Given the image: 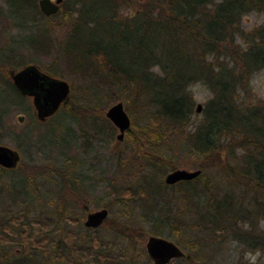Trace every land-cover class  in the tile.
<instances>
[{
	"label": "trees",
	"instance_id": "16d2710c",
	"mask_svg": "<svg viewBox=\"0 0 264 264\" xmlns=\"http://www.w3.org/2000/svg\"><path fill=\"white\" fill-rule=\"evenodd\" d=\"M84 1L62 0L55 13L45 15L39 10L37 0H0V13L6 18L4 41L0 44V140L11 130L14 147L30 146L28 129L14 131L4 124L12 109L26 112L29 123L41 122L32 113L31 104L25 103L27 96L12 84L8 70L34 63L39 55L50 57V65L43 70L52 75L58 68L57 63L62 62L70 74L102 86H117L131 100L138 103L144 99L149 106V122L129 126L124 135L130 143L129 150L123 151L122 158L116 151L115 159L117 166L131 173L133 168L142 165L151 167V171L139 176L134 184H110L113 201L126 206L127 201L138 199L142 207L162 212V217L156 215L152 234L161 235L162 224L176 235L183 227L206 232L208 244L191 239L184 243L185 247L192 248V253L183 250L184 255L177 258L186 264H207L211 248H219L225 240L224 232L228 231L243 246V251L264 250V231L258 228V221L264 218V103L241 104L234 98L237 87L246 85L250 73L264 67V22L248 30L239 25L243 14L249 11L264 13V0H222L221 3L217 0H106L102 9L106 12L98 17L89 13ZM122 6H131L137 11L116 19V10ZM102 24L108 26L107 35H85ZM55 26H64L59 39L52 33ZM111 34L121 42H133L130 57L124 59L111 47ZM154 65L159 66L163 76L151 70ZM197 81L207 84L212 97L204 103L199 122L188 130L193 109L189 85ZM72 101L69 98L60 109L70 114L73 121L90 118L94 127L90 134L83 131L80 135L95 137L105 127L112 134L115 127L106 117H101V106L72 104ZM124 102L129 111L128 100ZM98 117L101 120L97 124ZM67 128L73 137L72 129L68 125ZM173 138L194 160L195 167L201 169L191 179L174 182L191 208L193 218L189 222L176 217L167 204L158 206L162 193L174 184L165 183L158 175L164 174L166 168L175 167L174 157L159 150L169 148ZM81 144L82 148L87 146L83 140ZM237 149L241 151L237 153ZM222 152L226 157L236 153V162L227 165ZM44 168L60 173L64 192L86 213L83 198L76 190L77 176L70 175L74 171L64 170L63 166L24 162L18 167L29 175ZM212 168L228 174L239 184L240 195L225 191L203 171ZM4 170L16 169L0 166V171ZM147 179L155 184L154 188L148 189ZM31 185V189L18 188L12 180L0 185V192L8 195L0 198V264H138L135 262L138 254L148 257L145 249L135 247V239L145 238L148 233L124 221H110L106 217L100 226L106 223L109 229L130 238L128 256H124L123 250L111 254L108 243L103 244L98 227H85L75 233L63 218L78 224L82 216L65 214V205L70 201L64 195L57 204V219L43 212L30 214L25 207L31 206L38 197L33 191L37 183L33 181ZM55 221L60 223L54 233L56 238L48 228ZM16 245L19 247L12 250L11 246ZM148 258L142 264H147Z\"/></svg>",
	"mask_w": 264,
	"mask_h": 264
},
{
	"label": "rangeland",
	"instance_id": "374dc122",
	"mask_svg": "<svg viewBox=\"0 0 264 264\" xmlns=\"http://www.w3.org/2000/svg\"><path fill=\"white\" fill-rule=\"evenodd\" d=\"M64 1L72 2L73 0ZM104 1L106 2V0H85L84 4L86 7H88L89 13H94L98 17L102 16L103 13L106 12L102 10L104 9ZM134 10L135 9L131 6H122L116 10V19H123L127 15H131ZM263 22L264 13L261 11L252 10L243 14L239 25L242 29L248 30L253 26H257ZM5 23L6 18L2 13H0V44L4 41L5 32H3V27ZM107 28L108 26L105 24H102L100 27L95 26V28L93 27L90 32H85V35L97 34V36H104L107 35L105 32ZM63 30L64 26H55L52 30V33L56 39H59L63 35ZM111 38H113L110 42L111 47L119 51L120 55L124 59H127L132 55L133 42L129 40L126 42H121L119 39H117L115 34H111ZM237 39L240 40L241 37L237 36ZM35 58L36 59L34 63L39 65L41 69L50 65V57H43L39 55ZM57 64L56 65L58 68H56V72H54L53 75L68 81V99L71 98L73 100L72 104L82 103L88 106H101V117H105L103 111L110 103L116 100H121L123 107L126 110V102H124V99H127L130 104L129 111L126 110L130 118V126L132 124L143 126L149 122L150 109L144 99L137 103L136 101L131 100L130 97L123 93V90L117 86L106 87L100 85L94 80L72 75L66 70L62 62ZM262 70H264V67L251 72L247 78V82L245 83L246 85H242L243 88L237 87L234 96L237 102H241V104L251 103L256 105L264 103V101H259L256 99L253 92V87L250 84V81H252L253 77H255V87L264 89V72H262ZM189 91L193 97V109L189 116L188 126L186 129L192 130L194 125L200 120L204 103L210 99L208 98L209 94H211L212 97V91L207 86V84L201 81L190 84ZM109 95L112 96L110 97ZM25 103L29 105L31 104L30 97H26ZM197 103H200L201 105L199 111H195V106ZM60 107L54 113L49 115L44 121L39 122V124L29 123L27 120V113L24 111L16 108L9 111L8 115L4 119V124L14 131H18L23 127L28 129L31 140L30 146H22L21 148H17L20 156L16 163L17 168H14L16 170H4L3 172L0 171V185L7 184L9 180H12L14 185L18 188L25 186L28 189H31V184L34 181L37 183V187L36 189L33 188V191L36 192L38 197L32 201L30 204L31 206H27L25 208L30 212V214L43 212L48 217L53 218V220L57 219L58 217L57 204L64 195L66 201H70L69 204L65 205V214L74 213L80 217L82 216L78 224L69 222L65 217L63 218L64 222L68 224L75 233H80V231L86 227L82 223L85 213L83 214L80 209L74 205V202L66 193V190L64 192L63 186L61 185L62 183L60 180V173L51 168H44L39 172H33V175H29V172H24L18 169L21 162H24L26 165L34 163L40 165L49 164L54 167L63 166L64 170L74 171V173H70L71 177L77 176L78 183L76 190L83 198L87 211L100 207H106L108 210V220L124 221L130 227L142 228L146 231V234H152V224L158 219L156 215L162 217L163 213L158 212L156 209L151 211L142 207V202L138 199L129 200L126 203V206H121L120 204L113 201V194L109 188L110 184H119L123 182L134 184L136 179H139V176H141L143 173H149L151 171V167L147 165L138 166L133 168L132 173L125 168H120L116 165L115 153L116 151L120 152L122 158L124 156L123 154H125L123 151L125 149L129 150V141H126L124 137L121 140L115 139L114 136L117 132V129L115 128L110 135L109 129L106 127L100 133L96 134L95 137L86 135V138H84V136L80 135L81 132L85 131L86 133L90 134L94 130L92 123H90L91 119L84 117L83 119L73 121L70 119V114H67L65 111L60 109ZM17 114H23L22 121L18 122L16 120ZM100 120L101 118L98 117L95 120V123L98 124ZM67 125L72 129L73 137L71 134L72 132L67 128ZM82 140L87 143V146L84 148H82ZM0 143L14 147V133L11 130H7L2 140H0ZM175 143L177 146H175ZM179 145L180 144H178V141L175 142V138H173V143L171 146L169 148L161 149L159 152H163L167 156L174 157L175 167H185L189 169L198 168L195 167V162H193L194 160L191 159L189 155L185 154ZM239 151L241 150H236L237 153H239ZM222 154V158L226 159L227 165L232 166L236 162V153L233 155V157H226L224 152H222ZM168 170L170 169L166 168L164 173ZM203 171H206L207 176H210L211 178L218 181L225 191H230L234 195H240V185L233 182L232 178L229 177L228 174L221 173L216 168ZM30 176H33V178L30 179ZM163 176L164 174L158 175V178H162ZM146 186L148 189H151L155 187V184L147 179ZM29 194H32V192ZM181 194L182 192L179 188V185H176L175 183L169 185L162 193L161 198H159L160 202L158 206L161 204H167L169 211L173 212L176 217L189 222L193 218V214L191 212V208H189L188 203L182 198ZM6 196H8L6 192H0V198H6ZM243 202L246 204L245 200ZM59 226L60 223L55 221L54 223H50L48 228L50 229V232L54 234ZM97 229L99 230L100 237H102L104 240L103 244H105V242L108 243L109 250L112 251L111 254L116 255L117 253H120L119 250H123V252H125L124 256L129 255L131 251L129 247L130 238L126 237L120 232L109 229L106 223L102 226L99 225ZM160 229L161 236L171 239L182 250H188L191 253L192 248L184 246V243L189 239L205 244H208L209 242V239L206 238V232L201 231L200 229L196 230L183 227L180 233L177 235L174 232H170L168 226L165 224H162ZM229 233V231L224 232L226 236L223 244L220 245L221 248H211L208 254L209 261L207 264H221V261L227 251V244L232 240H236L234 239L235 237ZM62 235L63 232L60 234V236ZM54 237L56 238L57 235L54 234ZM144 241L145 238L135 239L136 249H144ZM18 247V245L11 246L12 250L17 249ZM147 258L148 257L146 255L138 254L136 256L135 262L142 264ZM147 264H151L149 258ZM168 264L186 263L181 259L173 258ZM239 264H244L242 252Z\"/></svg>",
	"mask_w": 264,
	"mask_h": 264
},
{
	"label": "water",
	"instance_id": "95a60500",
	"mask_svg": "<svg viewBox=\"0 0 264 264\" xmlns=\"http://www.w3.org/2000/svg\"><path fill=\"white\" fill-rule=\"evenodd\" d=\"M62 0H37L39 10L49 15L58 10ZM8 76L14 87L31 99L32 113L39 121L54 113L69 97V84L60 77L42 70L36 63L30 62L16 69H9ZM200 103L195 111L200 110ZM104 116L116 127L115 138L121 140L130 126V118L121 100L110 103L103 111ZM23 114H17L16 120L22 121ZM19 158L16 148L0 143V166L13 168ZM201 172L200 168L175 167L164 173L163 181L171 184L178 180H187ZM106 207L89 210L82 221L86 227H98L107 217ZM144 249L152 264H167L171 259L184 255V251L171 239L161 235L147 234Z\"/></svg>",
	"mask_w": 264,
	"mask_h": 264
},
{
	"label": "clouds",
	"instance_id": "9594fccd",
	"mask_svg": "<svg viewBox=\"0 0 264 264\" xmlns=\"http://www.w3.org/2000/svg\"><path fill=\"white\" fill-rule=\"evenodd\" d=\"M221 2L222 0H217V3ZM151 70L154 73L163 76V72L158 65L152 66ZM262 72H264V70H262ZM250 84L253 87V92L256 99L259 101H264V89L255 87V77H253L252 81H250ZM208 98H211V94H209ZM244 227L247 228V225H244ZM258 228L261 231H264V218L258 221ZM226 248L227 251L221 261V264H239L241 252L244 264H264V250H261L260 248L243 251V246L236 240L230 241Z\"/></svg>",
	"mask_w": 264,
	"mask_h": 264
},
{
	"label": "flooded vegetation",
	"instance_id": "af4514ba",
	"mask_svg": "<svg viewBox=\"0 0 264 264\" xmlns=\"http://www.w3.org/2000/svg\"><path fill=\"white\" fill-rule=\"evenodd\" d=\"M134 11H137V10L135 9ZM42 70H43V69H42ZM44 71H45V70H44ZM45 72H47V71H45ZM47 73H49V72H47ZM49 74H50V73H49ZM51 75H52V74H51ZM67 82H68V81H67ZM28 97H29V96H28ZM32 109H33V108H32ZM57 110H58V109H57ZM47 117H48V116H47ZM47 117H46V118H47ZM46 118H45V119H46ZM45 119H44V120H45ZM44 120H42V121H44ZM42 121H41V122H42ZM18 122H19V121H18ZM114 127H115V126H114ZM115 128H116V127H115ZM124 135H125V132H124ZM124 135H123V137H124ZM114 137H115V136H114ZM115 139H116V138H115ZM122 139H123V138H122ZM16 149H17V148H16ZM19 156H20V155H19ZM16 167H17V166L15 165V166L13 167V169L16 168ZM3 168H4V167H3ZM171 260H172V259H171Z\"/></svg>",
	"mask_w": 264,
	"mask_h": 264
}]
</instances>
